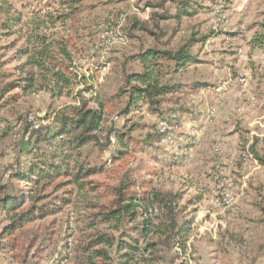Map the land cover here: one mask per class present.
Instances as JSON below:
<instances>
[{"label": "rangeland", "instance_id": "374dc122", "mask_svg": "<svg viewBox=\"0 0 264 264\" xmlns=\"http://www.w3.org/2000/svg\"><path fill=\"white\" fill-rule=\"evenodd\" d=\"M162 2L3 3L2 11L10 8L12 14L21 13L23 39L15 43V37H0V264H88L94 249L83 250L94 235L120 237L98 214L111 208L113 189L123 172L134 167L139 177L148 178V192L180 195L179 221L189 226L178 243L150 237L159 244L156 264H264V42H252L264 31V0H232L228 5L198 0L202 7L195 16L184 18L173 46L184 44L194 31L213 36L193 49L198 63L175 78L181 87L161 105L176 114L159 119L147 103H140L122 116L127 95L121 101L115 99L124 86L126 72L121 65L142 42L129 38L127 28L133 18L148 21L152 13H161ZM164 4L175 12V4ZM5 17L0 15V23ZM41 35L63 65L59 66L77 76L72 87L60 90L51 76L26 66L27 57H18L17 51L26 47L29 37L32 48ZM143 42L148 43L147 38ZM29 73L35 74L30 92L10 90ZM203 82L212 90L197 91ZM223 82L229 85L216 93ZM85 86H91L105 102V125L114 130L109 140L105 134L100 145L81 150V162L100 171L83 188L64 177L44 188L20 180L18 174L52 150L46 141L36 144L37 136L55 131L58 119L74 116L82 101L91 98ZM90 107H95L93 101ZM174 121L173 132L166 124ZM37 130L43 131L38 134ZM116 133L125 136L131 152L119 159L118 151L124 149ZM253 146L258 157L250 153ZM20 197L16 211L4 209L2 203ZM40 211H45V217H37ZM29 213L34 220L10 234L15 216L22 219ZM162 215V207L155 205L147 217L155 225ZM137 223H124L122 231L132 234L130 229ZM123 240H130L129 235ZM106 250L110 261L94 259L101 264H121L123 252L117 253L116 247ZM134 256L132 264H145L139 254Z\"/></svg>", "mask_w": 264, "mask_h": 264}, {"label": "trees", "instance_id": "16d2710c", "mask_svg": "<svg viewBox=\"0 0 264 264\" xmlns=\"http://www.w3.org/2000/svg\"><path fill=\"white\" fill-rule=\"evenodd\" d=\"M167 1L175 4L174 13L164 8V3ZM218 1L228 5L232 0ZM4 2L5 0H0V15H6L0 23V37H15L14 41L17 43L23 39L20 34L23 26L22 15L16 11L12 14L13 10L10 8L2 11ZM160 6L163 9L161 13H152L148 21L133 18L127 28L129 38L142 40V42L140 49L128 56L121 65L122 72H126L123 81L124 86L115 94V99L121 101L127 95L122 116H126L137 109L140 103H147L154 113L158 114L159 119L166 118V115L170 117L171 114H176L173 109H171L172 112L168 113V109H162L161 105L167 96L175 93L181 87V84L175 82V78L185 72L190 65L198 63L197 54L193 52V49L204 44L213 36L194 31L184 44L174 47V38L182 30L184 18L195 16L202 6L198 0H163ZM162 22L167 24L162 25ZM261 27L264 29V22H262ZM136 32L141 35L138 34V36ZM146 38H149L152 43L147 45L146 42H143ZM30 39L29 37L26 41L25 48L17 51L18 57H27L25 65L51 76L56 83V87L60 90L72 87L77 76L61 68L63 65L50 52L45 37L43 35L38 37V44L32 48L28 44ZM254 41L262 43L264 33L256 35ZM3 47L6 49L8 46ZM34 86L35 74L29 73V77L23 80L20 79V82L13 84L10 90L21 89V92L28 93ZM85 92L90 94L91 98L82 101L74 116L63 115L60 120L58 119V128L55 131L47 130L43 138L37 136L36 144L38 141H46L52 150L43 153L41 159L31 164L26 172L18 174L17 177L20 180L38 187L41 185V188H44L56 178L64 177L70 180L69 183L83 188L86 185V180L100 171L99 168L81 162V150L90 144L100 145L105 134L106 139L109 140L114 130L106 128L107 106L101 96L95 93L91 86H85ZM80 93L83 92L80 91ZM90 101L95 103V107H90ZM38 131L43 130H37L39 134ZM116 137L119 139L120 146L124 149L118 151L117 159L127 154L130 155L131 152L125 136L116 133ZM37 147L39 146L37 145ZM254 149L253 146L250 153L258 157ZM149 184L148 178L138 176L136 167L128 168L123 172V176L113 189L114 200L111 208L98 214L100 221L109 225L113 233H120V237L116 238L113 234L99 232L86 245L84 252L88 253L94 249L92 251L94 257L110 261L111 256L106 249L116 247L117 253L123 252L120 256L123 259L121 264H132L136 254L140 255L145 264H156L159 261V258H157L159 244L157 241L150 240L152 235L163 238L162 241L164 243L168 242V244L173 240L175 243L183 241V234L185 229H188V222L181 224L179 221L180 214L176 207L180 195L164 194L157 190L148 192ZM21 198L19 200L11 198L2 203L4 209L16 211L21 206ZM155 205L162 207L163 215L161 222L154 225L147 214L149 208ZM39 213L38 218L45 217V211ZM33 215L29 213L23 216L22 219H20V216H15L17 219L9 227V233L13 234L25 222L34 220ZM135 222H138L137 225L130 230L136 236H132V234H129L130 232L122 231L124 223L129 225ZM126 235H129L130 240H123ZM98 246H104L105 248L97 249ZM146 255L147 258H144ZM94 257L88 256V264H101Z\"/></svg>", "mask_w": 264, "mask_h": 264}, {"label": "crops", "instance_id": "0c3cea01", "mask_svg": "<svg viewBox=\"0 0 264 264\" xmlns=\"http://www.w3.org/2000/svg\"><path fill=\"white\" fill-rule=\"evenodd\" d=\"M264 30V29H263ZM263 33H264V31H263ZM147 41H148V43H147V45H149V44H151L152 43V41L148 38L147 39ZM254 44H257V45H260L261 43H256L255 41H254V39H253V41H252ZM264 42V41H263ZM262 42V43H263ZM197 57H198V55H197ZM198 60H199V58H198ZM197 64V63H196ZM192 65H195V64H192ZM191 66V65H190ZM188 69V68H187ZM187 71V70H186ZM184 73V72H183ZM182 73V74H183ZM181 74V75H182ZM180 76V75H179ZM178 77V76H177ZM229 85V84H228ZM211 85L210 84H207L206 82H203L202 84H200V85H197V91H199V90H212L211 89V87H210ZM219 88V87H218ZM218 90V89H217ZM156 125V124H155ZM155 130V129H154Z\"/></svg>", "mask_w": 264, "mask_h": 264}, {"label": "built area", "instance_id": "2783aa9c", "mask_svg": "<svg viewBox=\"0 0 264 264\" xmlns=\"http://www.w3.org/2000/svg\"><path fill=\"white\" fill-rule=\"evenodd\" d=\"M221 16H222V14L220 13V17ZM242 80H244V79L242 78ZM228 84H229V82H223L222 84H220V90L217 91L216 93L221 94L227 88ZM166 125L172 126V130L174 132V129L176 127L175 126V121L174 122H170L169 124H166ZM173 137H174V135H173Z\"/></svg>", "mask_w": 264, "mask_h": 264}, {"label": "bare ground", "instance_id": "6f19581e", "mask_svg": "<svg viewBox=\"0 0 264 264\" xmlns=\"http://www.w3.org/2000/svg\"><path fill=\"white\" fill-rule=\"evenodd\" d=\"M160 129H162V128H160ZM164 131H165V128H164ZM170 131V130H169ZM164 133V132H163ZM166 134V133H165ZM164 135V134H163ZM172 136V135H171ZM166 137V136H165ZM163 140H165V139H163ZM167 141V140H166ZM168 144V143H167Z\"/></svg>", "mask_w": 264, "mask_h": 264}]
</instances>
